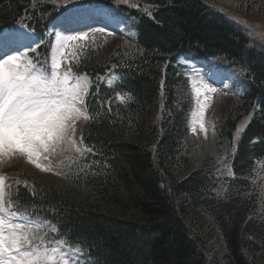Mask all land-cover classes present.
Wrapping results in <instances>:
<instances>
[{"label": "trees", "instance_id": "16d2710c", "mask_svg": "<svg viewBox=\"0 0 264 264\" xmlns=\"http://www.w3.org/2000/svg\"><path fill=\"white\" fill-rule=\"evenodd\" d=\"M204 1L0 0V27L42 35L66 8L104 2L135 36L89 33L64 66L90 81L83 153L59 176L23 168L5 185L6 204L45 222L46 238L80 247L78 264H264V51ZM230 1L264 13V0ZM180 57L221 60L244 84L242 97L215 99L212 114L222 113L204 140L189 131Z\"/></svg>", "mask_w": 264, "mask_h": 264}, {"label": "snow or ice", "instance_id": "6c2138e0", "mask_svg": "<svg viewBox=\"0 0 264 264\" xmlns=\"http://www.w3.org/2000/svg\"><path fill=\"white\" fill-rule=\"evenodd\" d=\"M98 31L103 32V29ZM87 39V33L63 37L61 47L56 52L63 53L68 41ZM60 68L61 63L56 53L52 56L50 68L37 67L24 54H2L0 157L20 155L37 169L51 172L58 165L50 157L55 156L63 146L71 145L76 152L82 151L76 147L72 133L75 132L74 125L78 120L82 118L87 122L93 119L85 99L89 94L90 81L86 76H73L71 67L61 75ZM203 89L216 91L207 85H203ZM194 91L197 95L201 94V89L194 88ZM117 99L124 103L126 98L117 96ZM205 107L206 105L201 106V118ZM200 128L205 129L203 122H200ZM5 179L6 177L0 176V213L8 211L3 206ZM15 216V212L7 219L0 215V264H78L62 250V246L68 244L67 241H57L54 247L44 246L45 237L29 235L32 231L31 222H11ZM36 228L40 229L41 224H36ZM36 239H40L41 244L24 247L31 245ZM72 251L79 253L81 249L77 246Z\"/></svg>", "mask_w": 264, "mask_h": 264}, {"label": "rangeland", "instance_id": "374dc122", "mask_svg": "<svg viewBox=\"0 0 264 264\" xmlns=\"http://www.w3.org/2000/svg\"><path fill=\"white\" fill-rule=\"evenodd\" d=\"M56 1H60V0H56ZM120 2L123 3V1H120ZM71 3L72 2H66V5L71 4ZM204 3L207 7L213 9L217 13L219 12V14L227 17L235 25L239 26L242 29V31L246 35H248L249 42L251 45H254L255 43L259 47L264 48V13L250 12L246 10L239 11L234 7L233 3H231L230 0H209V1H204ZM87 28L88 27L80 28L77 30H71V31H64L63 29L58 28L52 40V43H51L48 59H46L48 61L44 63V65L47 68H50L52 56L54 53H56L57 59L60 61V63H63L64 58H65V56L63 55L64 52L63 53L56 52V50L61 47L62 38L67 37V36H79L81 33H84L87 30ZM78 44L79 43H77L75 47H73L70 50L69 55L71 57L75 56L76 47L78 46ZM261 50L264 51L263 49ZM15 54H16L15 52H12L9 55H15ZM188 64H190V68H188L187 71H188V77H189V88H190L191 97H192V108H191V111L188 117V125H189L190 131L194 135L204 140V138H206L207 135L213 132V128L215 126V121H214L215 113L217 112L221 114L222 111L220 109H217L216 107L215 112L212 114L213 105L211 106L210 111H209L208 109L209 105L213 103L214 100L217 98L214 97V94H215L214 92L203 89V85H207L208 88L210 89H214V88L210 87L208 84L205 83L203 77L198 72V68L196 67V65H194L192 61L188 62ZM59 72L62 75L65 71H63L60 68ZM212 75L214 76L216 75V73H212ZM74 76H85V75L82 74V75H74ZM194 88L201 89V94L197 95L196 92L194 91ZM202 105H206V107L204 108L203 117L201 118L200 110H201ZM208 113L210 116L209 123L207 122L206 117H205V116L208 117ZM248 120H249V116H246L237 125L236 130L233 133V143L237 142ZM83 121H84L83 119L81 121L78 120L74 125L75 132L72 133V137L76 142V147H79L78 139H77V129H78V126H80ZM200 122L204 123L205 125L204 130H201L200 128ZM81 152H76L75 149L71 145L63 146L62 149L58 150L55 156L50 157V159L53 160L54 164L58 165V167H54V170L51 172H43L37 169L34 164L28 163L26 159L20 155H16L14 157H0V163L2 165H6L5 167L6 172H9L10 170L15 171V170L23 169V168H29V169L34 170L35 171L34 173L36 174L38 173L39 175H42V176H59L57 172H59L63 168V166L68 162V160H71L74 156H76L77 155L76 153L80 154ZM41 162L47 163L46 161H41ZM38 237H42V236H38ZM38 243L41 244L40 239L33 240L31 245H25L24 247L29 248V247L37 245ZM43 244L45 243L43 242ZM55 245L56 244H52L48 247H54ZM62 250L66 252L68 256L72 259H74L75 255L78 254V253H74L71 248H68L65 246H62Z\"/></svg>", "mask_w": 264, "mask_h": 264}]
</instances>
